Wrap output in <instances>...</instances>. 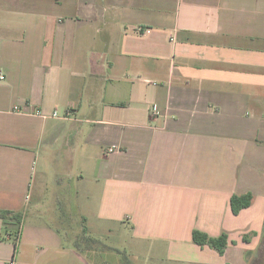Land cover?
<instances>
[{"label":"crops","instance_id":"obj_1","mask_svg":"<svg viewBox=\"0 0 264 264\" xmlns=\"http://www.w3.org/2000/svg\"><path fill=\"white\" fill-rule=\"evenodd\" d=\"M40 156L77 167L76 221L64 204L56 226L40 221ZM0 211L22 213L0 219V264H253L264 0H0ZM123 221L122 252L89 236ZM194 230L226 233L224 254Z\"/></svg>","mask_w":264,"mask_h":264},{"label":"rangeland","instance_id":"obj_2","mask_svg":"<svg viewBox=\"0 0 264 264\" xmlns=\"http://www.w3.org/2000/svg\"><path fill=\"white\" fill-rule=\"evenodd\" d=\"M54 153V157L60 159L61 157V151L57 150ZM58 161V160H57ZM46 173V179H47V186L44 189L43 193V203L42 208L39 210V219L43 223L56 226L58 221L57 215L60 214V205L64 204L65 206L68 205L67 210L64 212L66 214L65 220L69 221V223H72L73 221H76L77 218V211L75 210V206L77 204H81V202H76L74 198V195L77 191V188L79 187L80 180L78 177H76L77 174V167H75V170L66 171L62 166L59 165L58 162L51 163L47 159H44L43 156L38 157L37 161L34 165V179H39L40 176L43 173ZM90 186L85 185L84 187ZM34 204V198L33 201H31L28 204V214L27 217H31L33 219H36V214L33 212L32 207ZM63 208V207H62ZM64 210V209H63ZM87 212V209H85ZM30 219V218H29ZM89 223L93 220V218H89ZM264 222V218H263ZM127 222H117L116 224L111 225V234L109 236L103 235L100 232L98 235H95L93 231H90L91 235H89L91 238L96 239L97 241L101 243H105L107 245L113 246L118 248L121 252L124 251V247L126 245V241L128 242V236L126 233L128 232L127 228ZM93 229V227H91ZM264 230V226H263ZM261 245L264 247V234L263 238L261 239ZM124 254V253H123ZM116 259L120 260L121 256L117 253L115 256ZM256 261H253V264H264V248H262L260 251L256 252ZM142 258H140L141 260Z\"/></svg>","mask_w":264,"mask_h":264},{"label":"trees","instance_id":"obj_3","mask_svg":"<svg viewBox=\"0 0 264 264\" xmlns=\"http://www.w3.org/2000/svg\"><path fill=\"white\" fill-rule=\"evenodd\" d=\"M252 201L253 196L251 193L233 195L230 198V209L232 214L237 215L241 210L250 207ZM0 219L4 225L8 220H13L18 225L22 220V213L0 211ZM191 239L194 245L199 247H208L220 256L224 254L228 244V237L226 233H222L217 237H210L205 233L194 230L191 234Z\"/></svg>","mask_w":264,"mask_h":264},{"label":"built area","instance_id":"obj_4","mask_svg":"<svg viewBox=\"0 0 264 264\" xmlns=\"http://www.w3.org/2000/svg\"><path fill=\"white\" fill-rule=\"evenodd\" d=\"M14 109H15V110H18V107H15ZM52 117H54V118H55V117H58V116H57V114H56V113H53Z\"/></svg>","mask_w":264,"mask_h":264}]
</instances>
